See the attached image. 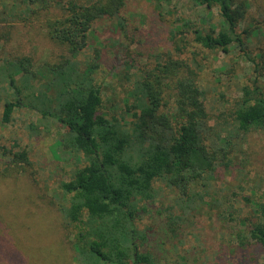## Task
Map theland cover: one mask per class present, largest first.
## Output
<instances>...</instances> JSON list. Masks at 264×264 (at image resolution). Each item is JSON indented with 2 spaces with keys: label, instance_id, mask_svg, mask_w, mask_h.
I'll use <instances>...</instances> for the list:
<instances>
[{
  "label": "rangeland",
  "instance_id": "rangeland-1",
  "mask_svg": "<svg viewBox=\"0 0 264 264\" xmlns=\"http://www.w3.org/2000/svg\"><path fill=\"white\" fill-rule=\"evenodd\" d=\"M63 1L0 0V61L9 64L23 55L30 56L33 82L39 90L44 89L42 84L47 81L50 67L68 55L67 48L47 36L45 25L47 19L62 16ZM248 1L250 6L241 27L256 28L247 38L246 48L251 57L262 62L259 71L236 43L226 52L203 49L193 41L197 29L206 32L219 23L218 6L208 9L192 0H126L121 13L123 26H117L109 17L96 21L90 45L79 59L82 66H88L96 51L101 53L95 71L102 88L100 112L130 128L136 119L133 85L146 74L162 76L161 66L172 56L187 60L199 70L198 82L210 114L208 126L214 125L216 116L240 99L242 86L252 85L256 76L264 73V0ZM179 28L188 33L185 45L180 43L183 51L176 49L172 39V32ZM160 78L163 83L169 82ZM258 78L259 87L264 89V75ZM2 103L0 99V151L27 150L30 164L12 165L5 155L1 156L0 213L8 202H13L16 207L11 225L18 222L19 230L30 225L34 237L14 232L2 218L0 233H11L9 237L15 241L12 244L23 260L4 245L0 262L84 264L75 257L70 239L73 233L70 237L51 204L60 182L69 180L83 159L73 152L61 124L27 108L15 110L11 121L3 122ZM210 137L215 138L211 133ZM227 149L219 152L217 172L191 186L195 203L187 214L182 210L181 191L161 180L154 184L153 199L137 203L136 226L148 236L147 241L138 240V244L140 249L152 251L153 264H264V246H242L238 239V234L243 238L261 220L258 203L264 197V127L233 139ZM171 211L180 216L170 223Z\"/></svg>",
  "mask_w": 264,
  "mask_h": 264
},
{
  "label": "trees",
  "instance_id": "trees-1",
  "mask_svg": "<svg viewBox=\"0 0 264 264\" xmlns=\"http://www.w3.org/2000/svg\"><path fill=\"white\" fill-rule=\"evenodd\" d=\"M192 1L208 9L218 6L220 16L219 23L210 30L197 29L193 41L203 49L226 52L236 43L253 61L255 71H259L262 62L251 57L246 48L247 38L256 28L241 27L249 1ZM60 4L62 16L47 19L45 25L47 36L67 48L68 55L50 67L43 90L33 82L35 72L31 69L30 56L23 55L9 64L0 61L1 119L10 122L17 109L37 111L42 118L53 119L66 128L68 144L83 159L73 176L60 182L51 196V204L62 217L64 229L67 228L70 237L73 233L70 239L78 261L153 264L152 251L140 249L138 244V240L144 242L148 236L136 226L137 203L153 199L154 184L161 180L181 191L184 213L194 207L195 194L190 188L217 172L219 152L229 150L233 139L251 129L264 127V89L257 83L264 73H259L252 85L244 84L240 99L221 111L214 125L208 126L210 114L205 92L198 82L199 70L185 59L170 56L160 65L162 76L146 74L136 80L132 88L136 119L126 128L100 112L102 88L95 78L100 51H96L88 66H82L79 59L80 53L90 45L96 21L109 17L115 19L117 26L124 25L121 13L126 0H64ZM187 36L182 28L172 32L177 50L183 51L180 43L185 45ZM160 77L169 82L163 83ZM2 155L12 165L30 164L27 150L0 151V160ZM15 207L13 202H8L9 211L0 213V229L5 218L14 232L22 231L23 237L33 238L30 225L25 224L22 230L18 222L11 225ZM258 211L261 220L243 238L238 234L242 246L249 243L264 246V197L258 203ZM176 216L180 215L170 212V223ZM9 236L0 233V253L6 245L22 259ZM4 240L8 243L4 244ZM43 254L48 258L47 253ZM1 257L0 254V260ZM23 262L30 264L28 260Z\"/></svg>",
  "mask_w": 264,
  "mask_h": 264
}]
</instances>
